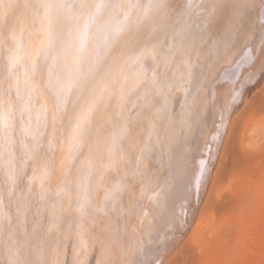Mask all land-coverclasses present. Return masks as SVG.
Wrapping results in <instances>:
<instances>
[{"label": "clouds", "instance_id": "9594fccd", "mask_svg": "<svg viewBox=\"0 0 264 264\" xmlns=\"http://www.w3.org/2000/svg\"><path fill=\"white\" fill-rule=\"evenodd\" d=\"M175 4L0 0V264H137L244 8Z\"/></svg>", "mask_w": 264, "mask_h": 264}, {"label": "bare ground", "instance_id": "6f19581e", "mask_svg": "<svg viewBox=\"0 0 264 264\" xmlns=\"http://www.w3.org/2000/svg\"><path fill=\"white\" fill-rule=\"evenodd\" d=\"M175 7L181 12L197 13L201 0H176ZM238 15V27H226L223 37L232 55L213 72L203 119L177 149L170 164L163 199L153 209L151 233L134 257L137 264H165L195 232L233 116L253 88L264 83V51L260 48L264 39V0H248ZM95 259L93 256L92 261Z\"/></svg>", "mask_w": 264, "mask_h": 264}, {"label": "rangeland", "instance_id": "374dc122", "mask_svg": "<svg viewBox=\"0 0 264 264\" xmlns=\"http://www.w3.org/2000/svg\"><path fill=\"white\" fill-rule=\"evenodd\" d=\"M261 117L264 83L235 112L195 232L165 264H264Z\"/></svg>", "mask_w": 264, "mask_h": 264}, {"label": "snow or ice", "instance_id": "6c2138e0", "mask_svg": "<svg viewBox=\"0 0 264 264\" xmlns=\"http://www.w3.org/2000/svg\"><path fill=\"white\" fill-rule=\"evenodd\" d=\"M241 3H242V7H247L248 0H241ZM238 14L239 13H237V15H236V17L234 19L233 28H237L238 27V20H239V15ZM260 48H261L262 51H264V39H262L260 41ZM248 59L251 60V56H249ZM261 73H264V65H262V67H261ZM200 163H201V165H203L204 164V161L201 160ZM151 264H156V262L153 261V262H151Z\"/></svg>", "mask_w": 264, "mask_h": 264}]
</instances>
